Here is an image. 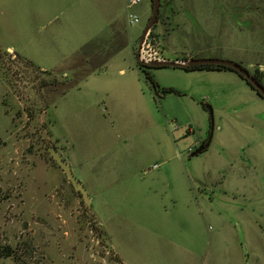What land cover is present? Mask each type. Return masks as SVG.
<instances>
[{
	"label": "rangeland",
	"instance_id": "374dc122",
	"mask_svg": "<svg viewBox=\"0 0 264 264\" xmlns=\"http://www.w3.org/2000/svg\"><path fill=\"white\" fill-rule=\"evenodd\" d=\"M168 1L151 32L161 49L165 39L168 52L190 56L199 47L210 56L206 40L220 35L218 57L199 59L229 60L264 77V0ZM131 12L139 19L138 51L153 0H140ZM3 21L0 243L18 249L23 262L0 264H264V99L237 72L147 68L157 93L137 67L136 100L109 101L98 90L92 98L102 82L133 72L110 70L82 84L85 64L78 72L72 60L48 59L56 47L46 53L44 39H23L21 21L13 32ZM24 59L57 83L43 87L52 77ZM124 102L136 110L103 112ZM206 104L213 137L192 157L210 136ZM52 147L87 189L92 209L53 160Z\"/></svg>",
	"mask_w": 264,
	"mask_h": 264
},
{
	"label": "crops",
	"instance_id": "0c3cea01",
	"mask_svg": "<svg viewBox=\"0 0 264 264\" xmlns=\"http://www.w3.org/2000/svg\"><path fill=\"white\" fill-rule=\"evenodd\" d=\"M136 0H0V17L5 18L4 30L8 32L17 31L13 23L21 21V32L23 39H44L41 46L45 49L56 47L57 50L48 55L62 60L63 62L72 60L78 72L82 70L83 65L90 71L83 83H87L92 77L106 75L110 70H118L122 76H126L129 71L133 72L132 77L126 79H108L102 82L103 89L92 91L96 97V92H101L104 99L116 100L120 97L137 99V87L140 92L139 83L137 82L136 71L138 67L137 50L135 42L137 41V29L133 27L131 20L132 9L138 3ZM168 7L176 6L177 0H169ZM179 2V1H178ZM140 3V2H139ZM220 35L207 39L204 47L210 45V56H205L203 48H197L199 54L182 53L173 50L168 52L166 42L162 46L165 59L168 60H186L206 57H218L214 53V45L217 43L219 48L221 39ZM195 46L197 43L193 41ZM200 46V45H199ZM213 47V49H211ZM13 52V50L11 49ZM193 53H197L193 51ZM168 56H165L167 55ZM52 56V57H51ZM79 56V59L77 58ZM36 63H41L39 58L29 56ZM45 69V68H44ZM139 69V67H138ZM128 71V72H127ZM127 73V74H126ZM96 85L100 83L95 79ZM107 86V87H106ZM83 88L77 87L75 92H82ZM98 90V91H97ZM100 95V94H99ZM105 101V100H104ZM124 106L110 105L106 106L103 112L113 114L120 110H136L124 102ZM166 176H160L163 178ZM179 181L188 188L186 192H193L192 184L186 175H180ZM168 182V181H167ZM170 184L172 181H169ZM205 185V184H204ZM171 186V185H170ZM202 190L209 189L207 185L200 186ZM191 189V190H189Z\"/></svg>",
	"mask_w": 264,
	"mask_h": 264
},
{
	"label": "water",
	"instance_id": "95a60500",
	"mask_svg": "<svg viewBox=\"0 0 264 264\" xmlns=\"http://www.w3.org/2000/svg\"><path fill=\"white\" fill-rule=\"evenodd\" d=\"M161 3L162 0H153V13L150 18L149 24L147 28L145 29L143 36L139 43V49L146 37L147 34L152 32L154 26L156 25L158 21V17L160 14L161 9ZM198 65H217V66H226L234 71H236L253 89H255L258 94L264 98V85H262L253 74H251L247 69L239 65L238 63L229 61V60H220V59H186V60H163L159 62L149 63L146 66L149 67H155V68H184V67H193ZM206 109L209 112L210 115V122H211V128H210V136L208 137V140L206 143L201 145L193 154L192 157L197 156L201 154L204 150H206L209 145L211 144V140L213 137L214 132V112L213 108L210 105L206 104ZM50 154L53 158V160L57 163V165L63 170V172L66 174L68 180L70 181L71 185L73 186L74 190L82 196L84 199V202L86 203L88 209H92L91 199L89 197V194L87 192V189L83 185L81 181H79L70 164L63 158L61 153L55 149L50 148L49 149ZM201 186H205L202 182L197 181Z\"/></svg>",
	"mask_w": 264,
	"mask_h": 264
},
{
	"label": "trees",
	"instance_id": "16d2710c",
	"mask_svg": "<svg viewBox=\"0 0 264 264\" xmlns=\"http://www.w3.org/2000/svg\"><path fill=\"white\" fill-rule=\"evenodd\" d=\"M154 28H155V26H154ZM16 56L18 58H22L18 54H16ZM25 61H27L29 64H31L33 66H36L39 70H41L43 73H45L48 77H52V78H49L52 81H50V80L45 81V83H43V85H42L43 87L52 86V85H55L57 83V78H54L55 76H53V73L52 72H49L47 70H43L42 68H40L39 66H37L36 64H34L32 61H29V60H25ZM138 67L142 71V73L144 74L146 80L149 81L152 84V86L154 87V89L156 90V92L159 93L160 92V90H159L160 89V86L158 85V83L156 82V80L154 79V77L150 73V71L147 69V68H151V67L146 66V65H143L139 61H138ZM153 68H155V67H153ZM181 69H184L185 71H188V72L198 71V70H222V69L233 70V69H231L229 67L222 66V65H220V66H217V65L216 66L215 65H198V66H193V67H184V68H181ZM253 75L255 76V78L262 85H264V83H263V78L264 77H263V75L261 73H257V74H253ZM163 92H164V95L165 94H168V93H176V94H179V92L177 90H174V89H164ZM0 259H12L16 263H22L23 262L22 255H20V251L18 249L14 248V247H12L10 245H3L1 243H0Z\"/></svg>",
	"mask_w": 264,
	"mask_h": 264
},
{
	"label": "built area",
	"instance_id": "2783aa9c",
	"mask_svg": "<svg viewBox=\"0 0 264 264\" xmlns=\"http://www.w3.org/2000/svg\"><path fill=\"white\" fill-rule=\"evenodd\" d=\"M139 2L140 0L135 1V3ZM131 20L132 23L139 22L138 17L135 15H131ZM137 60L143 65L166 60L158 39L152 36L151 32L146 35L140 49L138 47Z\"/></svg>",
	"mask_w": 264,
	"mask_h": 264
},
{
	"label": "flooded vegetation",
	"instance_id": "af4514ba",
	"mask_svg": "<svg viewBox=\"0 0 264 264\" xmlns=\"http://www.w3.org/2000/svg\"><path fill=\"white\" fill-rule=\"evenodd\" d=\"M206 142H207V141H206ZM206 142H204V143H206ZM204 143H203V144H204ZM203 144H202V145H203Z\"/></svg>",
	"mask_w": 264,
	"mask_h": 264
}]
</instances>
